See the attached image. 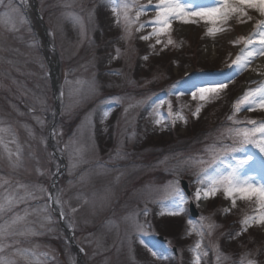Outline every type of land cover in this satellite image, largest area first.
<instances>
[{"label":"rangeland","instance_id":"obj_1","mask_svg":"<svg viewBox=\"0 0 264 264\" xmlns=\"http://www.w3.org/2000/svg\"><path fill=\"white\" fill-rule=\"evenodd\" d=\"M112 7L110 0L0 5V264H193L197 241L207 252L200 264H240L245 254V264H264V226L253 223L236 235L244 216L258 215L255 201L237 198L231 207L221 191L205 206L198 202V218L189 212L199 187L190 158L227 135L234 101L264 81L256 77L243 90L264 57L238 74L228 67L242 46L232 41L261 17L246 9L252 20L233 15L215 36L206 35L204 22H174L159 37L174 41L165 47L156 37L140 39L151 26L137 31L154 10L129 35ZM129 15L135 20L134 7ZM226 78L216 99H193L197 87ZM236 119L264 121V110L244 109ZM176 187L187 198L183 212L161 215ZM209 224L216 225L211 234ZM217 247L227 259L217 261Z\"/></svg>","mask_w":264,"mask_h":264},{"label":"snow or ice","instance_id":"obj_2","mask_svg":"<svg viewBox=\"0 0 264 264\" xmlns=\"http://www.w3.org/2000/svg\"><path fill=\"white\" fill-rule=\"evenodd\" d=\"M113 4L112 12L118 17L122 14L125 22V31L131 34V25L139 20L140 16L148 10H154L155 15L145 23H141L137 31L146 26H151L152 31L144 36L142 40H149L156 37V44L164 43V46L172 45L174 41L170 35L166 43L159 37L162 34H169L172 31L173 23L196 24L204 22L208 25L205 29L206 35L215 36L217 33L226 31L225 25L233 15L238 17H247L252 20L253 17L248 15L246 9L255 10L261 19L255 21L252 32L247 36H239L232 41L234 45H242L235 59L228 65L235 68L236 74L247 69L255 59L264 57V0H211V3H194L193 0H147V4L138 3L137 0H110ZM4 0H0V5ZM135 8V20L129 15L130 9ZM10 12L16 10L8 5ZM2 19V18H0ZM244 23L246 21L241 20ZM154 47V45H152ZM145 60L147 56L143 57ZM257 72V69H253ZM264 76V71L258 72ZM229 79L230 78H226ZM252 83H257L252 81ZM227 83L217 82L207 86L197 87L192 92L193 99L200 101H211L216 99L221 92L227 88ZM164 101H160L163 104ZM159 107V105H157ZM264 110V81L258 83L255 88H249L238 97L233 103L232 115L227 119L232 121L234 126L227 129V135H221L217 142L205 149V155L190 158L189 164L196 169V188L194 198L197 202L215 197L217 193L223 192L225 199L231 201V207H235L237 198L241 200L255 201L258 215H246L241 221V230L236 235H241L247 231L253 223L264 226V121L248 119L241 121L236 119V114L247 109L253 111L255 108ZM201 108L198 106L193 112V116L198 118ZM169 111H171V102L169 101ZM107 115V113H105ZM186 122V118L180 117ZM160 124L159 119L156 120ZM2 131V130H0ZM227 141H230L227 142ZM178 183V181L176 182ZM168 207L161 215H179L184 210L187 201L184 193L178 188H172L168 193ZM3 205L0 204V211ZM225 213L231 211L226 208ZM147 215V210L144 212ZM188 224L192 227L189 232L196 229V223L189 220ZM137 229L143 230V225L134 222ZM203 225L201 224V228ZM209 234L216 227L215 224H209ZM3 230L0 229V237H3ZM198 235H203L198 232ZM231 238V237H230ZM141 243H144L141 241ZM151 255L157 259H163V252L154 250L155 246L144 244ZM193 264H200L202 256H206V251H201V242L197 241L194 248ZM217 261L223 257L217 247ZM245 256H242L240 264H245ZM246 264H257L253 259H247Z\"/></svg>","mask_w":264,"mask_h":264},{"label":"water","instance_id":"obj_3","mask_svg":"<svg viewBox=\"0 0 264 264\" xmlns=\"http://www.w3.org/2000/svg\"><path fill=\"white\" fill-rule=\"evenodd\" d=\"M55 79H56V76L54 77V84L56 83ZM245 87H247V84H246ZM181 185H182L183 189L186 191V193L188 195H190L191 192H190V189H189V183L186 180L182 179L181 180ZM190 213H191V216L193 218H197L199 216V210H198V208L196 207V204L193 201L190 202ZM159 239L162 240L163 237L159 236Z\"/></svg>","mask_w":264,"mask_h":264},{"label":"bare ground","instance_id":"obj_4","mask_svg":"<svg viewBox=\"0 0 264 264\" xmlns=\"http://www.w3.org/2000/svg\"><path fill=\"white\" fill-rule=\"evenodd\" d=\"M258 71L254 72L252 71L249 75H248V80L251 81L252 79L256 78V77H261L264 78V76H261L258 74V72L260 71H264V58L260 60V62L258 63L257 67L255 68ZM205 199L200 201V204H205Z\"/></svg>","mask_w":264,"mask_h":264},{"label":"trees","instance_id":"obj_5","mask_svg":"<svg viewBox=\"0 0 264 264\" xmlns=\"http://www.w3.org/2000/svg\"><path fill=\"white\" fill-rule=\"evenodd\" d=\"M236 245V244H235ZM242 246H244V244H241ZM239 247L238 245L235 246V248ZM251 247V246H249ZM230 249V248H229ZM231 250V249H230ZM232 258L231 262H234L235 260H237L236 256H234L233 254L230 256Z\"/></svg>","mask_w":264,"mask_h":264}]
</instances>
